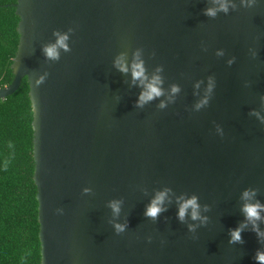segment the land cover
I'll return each mask as SVG.
<instances>
[{"label": "water", "instance_id": "water-1", "mask_svg": "<svg viewBox=\"0 0 264 264\" xmlns=\"http://www.w3.org/2000/svg\"><path fill=\"white\" fill-rule=\"evenodd\" d=\"M233 3L213 19L211 0H18L15 79L0 101L28 79L42 264H256L264 245L250 224L242 244L229 240L245 223L242 193L264 204V0ZM57 32L69 51L52 60L43 49ZM137 50L149 79L157 68L163 79L142 107ZM121 54L128 73L115 67ZM165 189L153 221L145 209ZM193 195L209 208L195 234L198 221L177 218V199Z\"/></svg>", "mask_w": 264, "mask_h": 264}, {"label": "trees", "instance_id": "trees-1", "mask_svg": "<svg viewBox=\"0 0 264 264\" xmlns=\"http://www.w3.org/2000/svg\"><path fill=\"white\" fill-rule=\"evenodd\" d=\"M18 0H0V89L14 79ZM30 84L0 101V264H42Z\"/></svg>", "mask_w": 264, "mask_h": 264}, {"label": "clouds", "instance_id": "clouds-1", "mask_svg": "<svg viewBox=\"0 0 264 264\" xmlns=\"http://www.w3.org/2000/svg\"><path fill=\"white\" fill-rule=\"evenodd\" d=\"M213 6L206 8L204 10V15L210 18H216L218 13H224L228 14L230 9L235 10L236 5L233 3V0H211ZM257 0H240V7L242 8H252L256 5ZM57 36L56 43L53 45L46 46L43 51L47 58L52 60L59 59V51L60 49H63L64 51H69L68 46V40L69 35L68 34H61L59 32L55 33ZM224 53L223 51H218L217 55L222 56ZM141 51L137 50L134 53V60L131 64V75L133 77V82L136 81L140 82V86L143 87V91L139 96L137 106L142 107L144 104L152 101L155 98H158L164 94L162 89L163 79L162 76L159 74L162 72V68H157L156 72L149 77L146 75V69L144 66V61L141 59ZM233 60H229L228 63L231 65L234 63ZM115 67L123 72L128 73L129 72V66L126 62V57L124 54H121L116 60H115ZM199 87V85H197ZM214 87V81L212 78H209V86L207 92L210 94ZM180 89L178 86L173 85L171 87V94L175 95L179 93ZM208 103L207 96L205 99H203L199 104L196 105L197 110H199L201 107L206 105ZM166 105L164 103H161L160 107L164 108ZM254 115H258L257 113H253ZM91 190L90 189H84V193L88 194ZM170 192V189H165L164 191L157 192L155 197L151 200L150 204L146 207L144 215L155 221L159 218V216L165 212L167 209L164 207L165 201L168 198V194ZM257 195V192L255 190H245L242 193L241 199L245 202L241 208V212L243 213L245 217V223L241 224L234 230L230 231V244H237L243 243L242 240V232L245 230V228L248 227L250 224L252 226V230L256 233L258 243L261 245H264V231H261L260 229V223L264 222V204L259 202L258 200H255V197ZM255 201V202H253ZM121 201L114 200L109 203V207L112 209L113 215L115 217L119 216V213L121 211ZM178 203V212H177V218L181 223H184L186 221V218H190L191 221L196 222L198 221L199 224L192 223L188 225V231L189 233L195 234L197 227L206 225L208 222V217L203 216V212L209 211L208 206H204L203 209L201 208V205L199 203V198L195 195L191 196L190 198H185L183 196L179 197L177 199ZM115 230L117 234L123 233L125 229L127 228V224H115L114 225ZM149 242H151V239H149ZM253 259L256 261V264H264V247L258 248L255 252V255Z\"/></svg>", "mask_w": 264, "mask_h": 264}]
</instances>
